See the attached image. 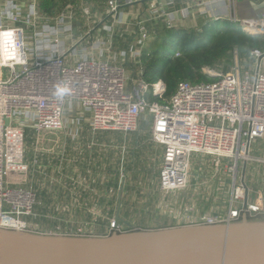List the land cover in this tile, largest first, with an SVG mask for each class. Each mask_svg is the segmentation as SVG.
<instances>
[{
  "label": "built area",
  "instance_id": "2783aa9c",
  "mask_svg": "<svg viewBox=\"0 0 264 264\" xmlns=\"http://www.w3.org/2000/svg\"><path fill=\"white\" fill-rule=\"evenodd\" d=\"M226 1L231 13L222 19L264 36V11L255 18L237 19L234 0ZM106 2L108 16L116 18L123 2L129 4L132 0ZM196 3L205 5L202 0ZM146 13L134 21L133 44L120 53L123 60L141 55L151 32L148 23L165 21L164 27L175 28L173 16L161 5L152 3ZM77 14L93 16L84 2L70 5L54 17L42 14L34 0L26 1V5L16 0L0 2L1 75L2 69L7 70L5 78L0 76V228L82 236L31 227L26 218L38 216L35 207L39 202L36 190L23 185L31 178L25 159V131L28 128L36 132L63 129L65 112L72 102L88 111L93 133L135 131L142 115L149 114L151 140L163 147L158 178L163 192H181L192 184L198 188V181L191 183L190 179L194 155L211 157L213 169L226 170L229 182L219 176L212 177L221 190L229 187L226 213L189 217L188 226L232 224L243 217H263L264 198L258 193L254 201H249L248 187L243 180L248 164L264 166V157L251 153L252 143L264 137V46L249 51L247 65L238 60L239 52L233 49V62L228 70L205 66L203 71L214 80L181 81L170 99L159 102L149 100L146 95L161 97L165 85L162 81L147 82L142 67L138 70L131 67L133 75L129 77L125 65L99 59L86 49L79 52L75 48L79 42L71 50L61 48L58 35ZM119 23L125 24V28L131 26L130 22ZM28 39L33 42L27 44ZM33 165H37V159ZM188 211L193 212L191 205ZM137 229L141 228L122 227L117 220L110 219V232L105 236Z\"/></svg>",
  "mask_w": 264,
  "mask_h": 264
},
{
  "label": "crops",
  "instance_id": "0c3cea01",
  "mask_svg": "<svg viewBox=\"0 0 264 264\" xmlns=\"http://www.w3.org/2000/svg\"><path fill=\"white\" fill-rule=\"evenodd\" d=\"M106 1L96 5L100 9L92 11L93 3L85 0L93 16L77 14L67 25L69 28L59 33V42L65 51L79 42L75 47L79 52L86 49L99 59L123 64L128 68L129 77L133 75L131 67L138 70L137 62L130 57L123 60L120 53L133 44L134 21L136 17L147 15L152 3L161 5L173 16L174 31H200L206 23L231 13L226 0H202L205 2L202 6H198L196 0H132L129 4L123 2L116 18H112L108 16ZM23 2L26 5V1ZM234 9L237 19L255 18L264 11V0H234ZM117 19L130 22V28H125ZM148 25L154 34L160 22ZM64 120L63 129L53 132H36L30 128L25 131V159L31 178L23 185L36 190L39 202L35 207L38 216L26 218L31 227L58 233L90 231L106 235L110 232V219L118 217L124 221H118L122 227L129 223L141 229H155L188 226L189 217L226 213L230 202L229 187L221 190L212 177L219 176L229 182L230 176L226 170L213 169L211 157H193L190 179L191 183L198 181V188L192 184L177 193L159 189L163 147L151 140L149 114L142 115L135 131L93 133L89 128L88 111L72 102ZM145 120H150V126L142 128ZM251 153L264 157V137L252 143ZM35 159L36 166L33 165ZM259 167L261 169L250 165L244 173L249 201H254L258 193L264 198V166ZM189 205L193 212L188 211Z\"/></svg>",
  "mask_w": 264,
  "mask_h": 264
},
{
  "label": "water",
  "instance_id": "95a60500",
  "mask_svg": "<svg viewBox=\"0 0 264 264\" xmlns=\"http://www.w3.org/2000/svg\"><path fill=\"white\" fill-rule=\"evenodd\" d=\"M0 264H264V221L243 217L232 224L137 229L107 236L0 228Z\"/></svg>",
  "mask_w": 264,
  "mask_h": 264
},
{
  "label": "trees",
  "instance_id": "16d2710c",
  "mask_svg": "<svg viewBox=\"0 0 264 264\" xmlns=\"http://www.w3.org/2000/svg\"><path fill=\"white\" fill-rule=\"evenodd\" d=\"M18 2L29 0H16ZM31 1V0H30ZM38 10L46 15L63 11L81 0H34ZM93 5H101L105 0H86ZM24 3V2H23ZM205 27H209L205 28ZM164 33H170L171 39H165ZM153 36V35H151ZM141 54L143 78L149 83L162 81L165 90L161 97L148 93L149 100L165 102L175 92L181 81L191 83L214 80L203 71V67L222 68L228 70L233 59L232 50L246 55L252 48L264 46V36L240 28L238 24L224 19L206 23L196 31L182 29L174 31L163 27L154 32ZM161 39V42H157ZM179 54L175 56V53ZM264 221L262 217L249 219ZM105 236V235H103Z\"/></svg>",
  "mask_w": 264,
  "mask_h": 264
},
{
  "label": "rangeland",
  "instance_id": "374dc122",
  "mask_svg": "<svg viewBox=\"0 0 264 264\" xmlns=\"http://www.w3.org/2000/svg\"><path fill=\"white\" fill-rule=\"evenodd\" d=\"M80 2H84L85 4L87 3V2H85V0H81V1H79V3ZM89 4V3H88ZM88 4H86L87 6H88V8L90 9V12H91V8L89 7V5ZM92 5V4H91ZM93 6L95 7V8H93ZM92 6V11H95V9H100V7L98 8V7H96V5H93ZM61 11H59V12H57V13H55V14H53L52 15V17H54V16H56V15H58L59 13H60ZM214 21V20H213ZM227 21H229V20H227ZM148 22V21H147ZM146 22V23H147ZM160 22V26H159V28L158 29H162V27L165 25V21L163 22V21H159ZM230 22V21H229ZM146 23H145V25H146ZM164 24V25H163ZM163 25V26H162ZM147 26V25H146ZM205 28H208V29H210L209 27H205ZM197 31V30H196ZM26 33H27V31H26ZM150 34V36L145 40V44H144V46H143V49L145 48V46H146V44L148 43V41H150L152 38L151 37H153L154 36V34L152 33V31L149 33ZM151 35H153V36H151ZM164 35H165V39H168V40H170L171 39V35L172 34H170V33H164ZM162 40L161 39H159L157 42L159 43V42H161ZM28 42H33L31 39H28L27 40V44H28ZM122 43V42H121ZM120 42H119V44H121ZM142 49V50H143ZM139 50H140V48H139ZM142 53V52H141ZM239 54V53H238ZM231 56V58L233 59V56H232V54L230 55ZM135 62H137L136 63V66L138 67V68H140V67H142V69H143V66H142V62H141V55L140 54H138V55H136L135 57ZM241 63H243V64H245V65H247V64H249V59L247 58V54L246 55H240L239 54V59H238ZM218 69H220V68H218ZM6 75H7V70H5V69H2V76L5 78L6 77ZM148 126H150V120L149 121H146L145 120V122L144 123H142L141 124V127L142 128H145V127H148ZM238 165H239V171L242 169V163L240 162V163H238ZM250 165H253V166H255V167H257L258 169H261L259 166H261V165H256L255 163H251ZM250 165L248 164L247 165V167H250ZM263 166V165H262ZM262 218H264V216L262 217ZM80 234H82V236H103V235H100V234H98V232H90V231H84V233L82 232V233H80Z\"/></svg>",
  "mask_w": 264,
  "mask_h": 264
}]
</instances>
